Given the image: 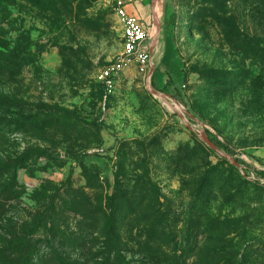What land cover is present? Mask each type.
Here are the masks:
<instances>
[{
	"label": "rangeland",
	"instance_id": "1",
	"mask_svg": "<svg viewBox=\"0 0 264 264\" xmlns=\"http://www.w3.org/2000/svg\"><path fill=\"white\" fill-rule=\"evenodd\" d=\"M117 1L0 0V264H264V0H170L108 87Z\"/></svg>",
	"mask_w": 264,
	"mask_h": 264
},
{
	"label": "built area",
	"instance_id": "2",
	"mask_svg": "<svg viewBox=\"0 0 264 264\" xmlns=\"http://www.w3.org/2000/svg\"><path fill=\"white\" fill-rule=\"evenodd\" d=\"M128 4L127 0H118L116 4V15L122 26L124 51L122 58L102 72V78L108 87H112L114 76L131 61L147 64L151 59V48L146 45L150 38V28L143 18L128 10Z\"/></svg>",
	"mask_w": 264,
	"mask_h": 264
},
{
	"label": "crops",
	"instance_id": "3",
	"mask_svg": "<svg viewBox=\"0 0 264 264\" xmlns=\"http://www.w3.org/2000/svg\"><path fill=\"white\" fill-rule=\"evenodd\" d=\"M127 1L129 2L128 10L130 12H133V13L139 15L148 24V26L150 28V38H149L148 42H151V46L154 45L153 42H154L155 38L159 39V37H160V30H161L160 25H162V23L165 24V22L167 20L169 22L173 20L172 17L171 18L169 17V19H168L169 14H171V16H172V11H171L170 4H169L170 0H168L167 2L164 3L162 16L158 19L155 17V8H154V4H153L152 0H151L152 6H151L150 12L147 10L143 0H135V1L134 0H127ZM155 29L157 32V37H155L156 35L154 34Z\"/></svg>",
	"mask_w": 264,
	"mask_h": 264
},
{
	"label": "water",
	"instance_id": "4",
	"mask_svg": "<svg viewBox=\"0 0 264 264\" xmlns=\"http://www.w3.org/2000/svg\"><path fill=\"white\" fill-rule=\"evenodd\" d=\"M152 1H153L154 8H155V17L158 19L162 16L164 3L167 2L168 0H152ZM154 34L156 35L155 37H157L156 29H155ZM150 52H151V60H152L153 52H154V45L151 46Z\"/></svg>",
	"mask_w": 264,
	"mask_h": 264
},
{
	"label": "trees",
	"instance_id": "5",
	"mask_svg": "<svg viewBox=\"0 0 264 264\" xmlns=\"http://www.w3.org/2000/svg\"><path fill=\"white\" fill-rule=\"evenodd\" d=\"M237 163H239L240 161L239 160H236ZM261 174H264L263 172H261Z\"/></svg>",
	"mask_w": 264,
	"mask_h": 264
},
{
	"label": "bare ground",
	"instance_id": "6",
	"mask_svg": "<svg viewBox=\"0 0 264 264\" xmlns=\"http://www.w3.org/2000/svg\"><path fill=\"white\" fill-rule=\"evenodd\" d=\"M180 107V106H179ZM181 108V107H180Z\"/></svg>",
	"mask_w": 264,
	"mask_h": 264
}]
</instances>
